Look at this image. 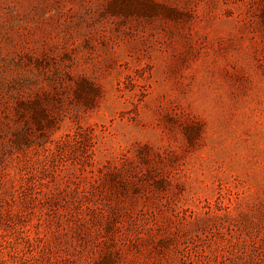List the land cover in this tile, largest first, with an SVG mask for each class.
I'll return each mask as SVG.
<instances>
[{"label": "rangeland", "instance_id": "rangeland-1", "mask_svg": "<svg viewBox=\"0 0 264 264\" xmlns=\"http://www.w3.org/2000/svg\"><path fill=\"white\" fill-rule=\"evenodd\" d=\"M0 264H264V0H0Z\"/></svg>", "mask_w": 264, "mask_h": 264}]
</instances>
